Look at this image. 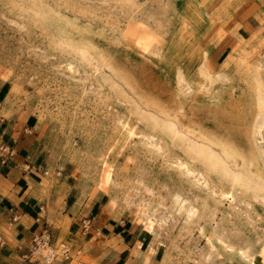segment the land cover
<instances>
[{
    "label": "rangeland",
    "instance_id": "obj_1",
    "mask_svg": "<svg viewBox=\"0 0 264 264\" xmlns=\"http://www.w3.org/2000/svg\"><path fill=\"white\" fill-rule=\"evenodd\" d=\"M254 84L264 0H0V108L33 114L80 227L135 224L146 264H264V114L249 173L222 157Z\"/></svg>",
    "mask_w": 264,
    "mask_h": 264
},
{
    "label": "crops",
    "instance_id": "obj_2",
    "mask_svg": "<svg viewBox=\"0 0 264 264\" xmlns=\"http://www.w3.org/2000/svg\"><path fill=\"white\" fill-rule=\"evenodd\" d=\"M1 143L15 148L17 155L6 165L0 163V264H27L22 256L46 224L56 243L71 242L75 255L69 264H146L150 237L142 236L135 224L127 229L123 221H101L94 225L100 232L83 233L84 216L65 206L55 162L36 135L32 113L1 107ZM15 216L19 219L13 222ZM85 257L89 261H82Z\"/></svg>",
    "mask_w": 264,
    "mask_h": 264
},
{
    "label": "bare ground",
    "instance_id": "obj_3",
    "mask_svg": "<svg viewBox=\"0 0 264 264\" xmlns=\"http://www.w3.org/2000/svg\"><path fill=\"white\" fill-rule=\"evenodd\" d=\"M108 62L109 61L106 59L103 60V65H108ZM250 91L255 97L251 105L247 106L245 113L246 115L245 121L248 119L253 121L249 123L245 127V129H242L240 137L243 144L241 145V144L223 143V148H222V157L223 160H226L225 161L226 168L236 173H247V172L249 173L251 164L254 162H258L260 160L257 153V148H256L257 145L255 143L256 140L254 135L257 132L254 128H256L257 126L255 125L254 119L264 114V102L256 97V94L259 92V87L257 84L252 85ZM177 124L181 127L183 131L188 132V130L190 129V126L184 117H179L177 119ZM261 134L262 133H260V135ZM198 143L200 146V150L202 152H206L207 149L211 147L213 142L208 137V135L207 136L201 135V138L198 140Z\"/></svg>",
    "mask_w": 264,
    "mask_h": 264
},
{
    "label": "built area",
    "instance_id": "obj_4",
    "mask_svg": "<svg viewBox=\"0 0 264 264\" xmlns=\"http://www.w3.org/2000/svg\"><path fill=\"white\" fill-rule=\"evenodd\" d=\"M16 155L15 148L5 143L0 144L1 164H8ZM18 219L19 216H15L13 222L18 221ZM93 229L97 233L100 232L99 228L94 227L92 219L85 218L82 221L83 233H88ZM74 255V249L71 245L64 242L56 243L54 241L52 230L46 224L39 233L34 235L28 251L23 254L22 259L27 264H69L74 259Z\"/></svg>",
    "mask_w": 264,
    "mask_h": 264
}]
</instances>
